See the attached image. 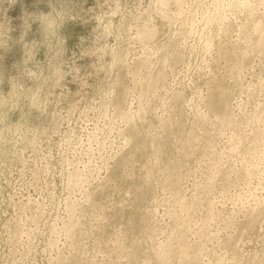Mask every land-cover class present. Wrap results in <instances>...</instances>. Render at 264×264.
<instances>
[{"label":"rangeland","instance_id":"obj_1","mask_svg":"<svg viewBox=\"0 0 264 264\" xmlns=\"http://www.w3.org/2000/svg\"><path fill=\"white\" fill-rule=\"evenodd\" d=\"M0 264H264V0H0Z\"/></svg>","mask_w":264,"mask_h":264},{"label":"bare ground","instance_id":"obj_2","mask_svg":"<svg viewBox=\"0 0 264 264\" xmlns=\"http://www.w3.org/2000/svg\"><path fill=\"white\" fill-rule=\"evenodd\" d=\"M167 261V260H166Z\"/></svg>","mask_w":264,"mask_h":264}]
</instances>
